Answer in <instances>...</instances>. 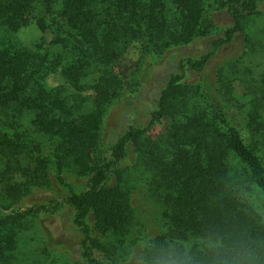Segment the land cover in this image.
Segmentation results:
<instances>
[{"label": "trees", "instance_id": "1", "mask_svg": "<svg viewBox=\"0 0 264 264\" xmlns=\"http://www.w3.org/2000/svg\"><path fill=\"white\" fill-rule=\"evenodd\" d=\"M263 2L0 0V264L20 261L29 222L64 208L79 238L77 260L66 264H127L138 244L139 260L151 264L153 243L179 248L202 237L264 245V73H238L244 131L229 116L238 105L230 64L205 75ZM32 23L51 34L49 43L20 41L17 33ZM136 40L146 62L141 77L128 80L119 63ZM201 41L206 49L177 61L146 122L103 143L108 106L148 83L168 51ZM57 72L71 92L48 86ZM165 120V132L153 138ZM69 174L86 178L83 188L69 185ZM138 182L160 209L157 232L135 225ZM45 191L52 194L31 198ZM47 252L38 264H65Z\"/></svg>", "mask_w": 264, "mask_h": 264}, {"label": "rangeland", "instance_id": "2", "mask_svg": "<svg viewBox=\"0 0 264 264\" xmlns=\"http://www.w3.org/2000/svg\"><path fill=\"white\" fill-rule=\"evenodd\" d=\"M260 11L259 14L248 19L244 33L239 35L232 44L222 48L205 70V75L213 77L214 73L224 64H230L227 74L233 80V94L238 99V105L231 108L229 116L241 130H243L245 110L241 109V104L244 101L243 96L246 89L242 79H238V73L241 78L242 75L248 74L246 67L250 69L249 73L252 72L253 76L257 78L264 73V2L261 4ZM215 16L218 22L227 24L228 18L225 15L217 14ZM17 36L23 44L30 46L40 40H44L46 43L51 40V34L41 32L35 23L21 28ZM144 49V43L136 40L122 56L119 69L128 80L141 75L139 70L142 67V62H146L143 57ZM205 49L206 42L201 41L189 47L171 49L165 56H161L157 61L158 63L152 67L149 77L147 76L148 83L143 85L138 92L128 96L124 95L120 101L113 102L108 106L98 132L100 140L108 144L114 141L129 124H144L153 101L164 85L169 73L175 70L177 61L186 54L198 55ZM47 84L50 87L64 85L66 91L71 92V87L66 84L60 72L49 75ZM88 93L92 94L91 91ZM24 122L25 126L30 128L27 118L24 119ZM167 123L168 121L165 120L158 124L151 132V136L157 138L165 132ZM40 139L47 140V138L42 137ZM66 177L69 185L76 189L83 188L87 182L86 178L74 174L66 175ZM136 186L134 203L138 212L135 225L137 228H144L148 233L157 232L162 226L160 209L146 196V187L143 183L138 182ZM57 190L65 192V188H58ZM51 194V192L46 191L37 192L31 198L38 200ZM0 201H2L1 198ZM71 220L70 210L64 208L55 216H43L29 222L28 228L22 234V241L26 244L21 247L22 253H20V261L17 264H38L37 262L44 254L45 248L48 250L47 253L58 258L61 263L66 264L76 261L79 256V238ZM139 250L140 245L138 244L133 248V255L127 264H141Z\"/></svg>", "mask_w": 264, "mask_h": 264}, {"label": "clouds", "instance_id": "3", "mask_svg": "<svg viewBox=\"0 0 264 264\" xmlns=\"http://www.w3.org/2000/svg\"><path fill=\"white\" fill-rule=\"evenodd\" d=\"M152 248L151 264H264V245L238 239L202 237L179 248L167 241L153 243ZM140 259L143 264V257Z\"/></svg>", "mask_w": 264, "mask_h": 264}]
</instances>
